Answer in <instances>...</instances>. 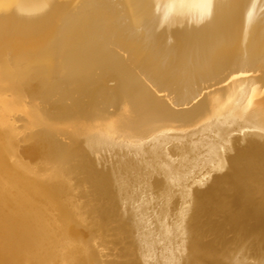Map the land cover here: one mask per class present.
<instances>
[{
  "label": "bare ground",
  "instance_id": "6f19581e",
  "mask_svg": "<svg viewBox=\"0 0 264 264\" xmlns=\"http://www.w3.org/2000/svg\"><path fill=\"white\" fill-rule=\"evenodd\" d=\"M123 1L121 13L112 0H0V264H104L95 243L114 236L129 264H264V28L254 32L264 0ZM230 67L262 73L177 107ZM29 77L43 80L40 93L22 87ZM112 77L111 91L94 89ZM60 86L92 89L86 109L49 116ZM176 122L201 133H162ZM18 153L49 166L22 165Z\"/></svg>",
  "mask_w": 264,
  "mask_h": 264
},
{
  "label": "rangeland",
  "instance_id": "374dc122",
  "mask_svg": "<svg viewBox=\"0 0 264 264\" xmlns=\"http://www.w3.org/2000/svg\"><path fill=\"white\" fill-rule=\"evenodd\" d=\"M112 5L113 6H115V7H118L119 8V12H123L125 9V2L123 1V0H112ZM62 17V18H61ZM123 18V19H122ZM122 19V20H121ZM58 21V23H60V22H62L63 20H64V16L63 15H60L59 17H58V19H57ZM120 24L121 25H128L129 24V21L127 20V19H125L122 15H121V17H120ZM263 28H264V23H262V24H260V25H258L257 27H255V29H254V32H257V31H261V30H263ZM93 35H96V32H93ZM148 32L146 31V30H140L139 32H138V38L141 40V41H146L147 39H148ZM168 42H169V46L171 47V48H173V47H178L179 46V44H180V42H179V40H177V39H174V38H169L168 39ZM179 43V44H178ZM157 49H158V47H157ZM122 54H125V52L123 51L122 52ZM129 58L131 59V60H135L136 59V55H130L129 56ZM138 58V57H137ZM7 59L10 61V59L8 58V56H7ZM140 59V58H139ZM138 59V60H139ZM25 62V59H22L21 60V62H19V63H24ZM139 62H140V60H139ZM139 62H137V64H135V66H134V68L136 67V68H138L139 66H137L138 64H139ZM141 64V63H140ZM139 64V65H140ZM135 68V69H136ZM233 68V67H232ZM259 67H253L252 69H249V70H246V71H241V70H238V69H231V67H230V71H227L223 76H219V77H217L218 79H220V78H222V79H220L219 80V82H216V84L218 85V88H227V87H229L230 86V84H233V83H235L237 80L238 81H243V80H247V79H249V78H251V76H252V78L251 79H257L258 77H260L259 76V74H261L262 73V70L259 68ZM254 69H255V71H254ZM235 70V71H234ZM261 70V71H260ZM233 71V72H232ZM257 71H259L258 73H257ZM254 75H253V74ZM250 74H252L251 76H249ZM255 74H257L258 75V77L256 78V76L257 75H255ZM226 76V77H225ZM246 76V77H245ZM255 78H254V77ZM240 78V79H239ZM213 79H216V77L215 78H213ZM43 80L42 79H34V78H28V79H26L23 83H22V87L25 89V90H27L28 92H35V93H40L41 92V89H42V84H41V82H42ZM222 81V82H221ZM227 83H226V82ZM228 82H231L230 84L228 83ZM97 84L95 85V88L94 89H97V90H99V89H105V90H109V91H111L110 89H113V88H115L117 85H118V81H117V79H115V78H110L109 80H98V82H96ZM216 84H214V86H213V84H211V86L208 88H205V89H203V87H202V89H200V91H199V93H198V95H196V97L194 98V99H192V101H191V103H193L194 101L196 102V100H198V99H201V96L202 97H204L205 95H207V94H209V93H211V92H215V91H218V88L216 87L217 85ZM225 86H224V85ZM31 85V86H30ZM203 86V85H202ZM222 86V87H221ZM29 87H31V88H29ZM62 87H64V86H60L59 88H58V91H57V93H56V95L54 96V98H52V100L51 101H49V103H47V104H45L46 105V109H47V112L49 113V116H57V117H61L62 116V113L64 112V113H66L67 115H69V116H71L72 114H74L75 112H76V110H79V108L80 109H86V107H87V102H88V100L86 99L87 97V94H89V93H92L91 91H92V89H90L89 91L87 90V89H84L82 92H80V94L79 93H77V94H75V95H73V94H71V95H67L63 90H64V88H62ZM216 87V88H215ZM27 88V89H26ZM41 88V89H40ZM93 89V91H95ZM222 89H219V90H222ZM84 94V95H83ZM86 94V95H85ZM157 94L158 95H161V96H164L165 97V95H166V92L165 91H157ZM62 97H61V96ZM73 95V96H72ZM59 96V97H58ZM66 96V97H65ZM84 96V97H83ZM56 97V98H55ZM77 97V98H76ZM82 97V98H81ZM58 98V99H57ZM76 98V99H75ZM79 98V99H78ZM71 99H73V100H71ZM75 99V100H74ZM81 99L82 100H84L83 102L81 101ZM78 100H80V101H78ZM70 101V102H69ZM77 103V106H75L76 104L75 103ZM82 102V103H81ZM86 102V103H85ZM194 102V103H195ZM72 103L74 104V105H72ZM81 103V104H80ZM193 103V104H194ZM54 104V105H53ZM84 104H85V106H84ZM246 104V102H244L243 103V105H245ZM48 105H49V107H48ZM68 105H70V106H68ZM72 105V106H71ZM105 105V106H104ZM107 105V103L106 104H103V107H107L106 106ZM192 104H190L189 106H191ZM55 108H54V107ZM66 106V107H65ZM70 107V108H68V107ZM80 106V107H79ZM189 106L187 107V108H189ZM77 107V108H76ZM177 107H179V106H177ZM176 107V108H177ZM58 109V110H57ZM70 109V110H69ZM183 109H186V108H183ZM59 110H61V111H59ZM62 110H64V111H62ZM57 112V115L55 114ZM70 112V113H69ZM20 113V114H19ZM63 113V114H64ZM23 115V116H22ZM59 115V116H58ZM22 117V118H21ZM18 118H20V119H18ZM11 119V120H10ZM21 119L22 120H24L25 119V115H24V113L23 112H20V111H15V112H13V113H11V114H9V120L10 121H12L13 123H16V126H18L21 122H17V121H21ZM174 125H176V126H174ZM173 126V127H172ZM172 126L171 127H169L170 129H172L171 131H170V129L169 128H166L165 130H163L162 131V133L164 134V132H165V134H167L168 132V134L167 135H172V134H174V136H176V138H180L181 139V137H182V139L183 138H186V137H188L187 135H188V133H191V135H194V134H196V136L194 135V136H191V135H189V138L190 137H197V135L199 136L200 135V133H201V129H202V126L203 125H199V126H188V125H186V124H184V123H181V122H176V123H173L172 124ZM187 127L188 129H192L193 131H194V128H196L195 129V132H194V134H193V131L192 130H186V128H184V127ZM175 127H177V128H175ZM178 127H180V128H182V130L183 129H185V130H183L184 131V133L182 132V130H180V128H178ZM190 127V128H189ZM200 130H199V129ZM167 129L169 130V131H167ZM173 129H176V132H175V130H173ZM178 130V131H177ZM197 130V131H196ZM172 131H174V132H172ZM179 131H181V132H179ZM200 131V132H199ZM197 132V133H196ZM186 133V134H185ZM164 134V135H165ZM180 134V135H179ZM185 134V135H184ZM25 138H26V135L25 134H23V130H21V128H19V126H18V130L15 132V143H17L18 144V146L17 145H14L15 146V148L16 147H18L17 148V150L16 151H19V149L22 151L23 150V148H27V146H28V143H24V141H25ZM142 141H140V143L138 142V143H136V144H134L133 146H132V148L133 149H136L137 147L139 148V147H142L143 145L145 146L147 143L144 141V143H141ZM147 142H148V140H147ZM21 143V144H20ZM148 143H150V142H148ZM21 145V146H20ZM148 145V144H147ZM134 146H136V147H134ZM18 155H19V153H18ZM25 157L27 158V159H25ZM18 158H20V159H18L19 160V163H21L22 161H24L23 163H21L22 165L24 164L25 165V163H26V165H29L30 164V162H31V166L30 167H33V166H39V167H44V166H46L47 165V163H48V166H49V162H47L46 160H44V161H41L42 159H40V158H28L27 156H25V155H19V157ZM23 158V159H22ZM29 159H31V160H29ZM30 162H29V161ZM35 160H37V161H35ZM34 161V162H33ZM29 162V163H28ZM36 163H37V165H36ZM42 164V166H41V164ZM242 163H245V162H242ZM34 164V165H33ZM263 166H264V162H263ZM262 170H264L263 168L261 169V172L259 171V177H258V182L259 183H257L256 184V186H258L260 189H263V185H262V183H264V181H262V180H264V171H262ZM261 176H262V178H261ZM199 176H197V178H198ZM261 183V185H259ZM174 199H176V200H173V203L174 204H172L173 206L170 208L171 210H170V213H172L171 214V216L172 217H174V219L175 218H177L178 217V215H179V209H180V207H181V202H182V200H181V198H179V197H175ZM203 199V198H202ZM175 201V202H174ZM177 206H179V207H177ZM204 207V210H205V205L203 206ZM174 210V211H173ZM173 211V212H172ZM176 212V213H175ZM200 217H199V228H200V230H201V232H203L204 233V230H203V228H202V225H204V223L205 222H207V220H210V219H212L213 217H209V215H210V213H209V211H202V210H200ZM114 216H110V218H111V220H110V218L108 217V220L109 221H112L114 218H113ZM131 219V218H130ZM128 220L127 222H126V224L125 223H123L122 225H120L119 227H117V229L118 230H122V229H125V227L127 228V227H130V225L132 226L135 222H136V218L135 217H133L132 218V220ZM173 220V219H172ZM176 220L177 219H175V221L174 222H176ZM134 222V223H131V222ZM129 222V223H128ZM130 224V225H129ZM100 226H102L103 227V225L104 224H99ZM201 225V226H200ZM100 226H98L97 225V227L95 228V226L94 227H92L93 229H97V231H99V230H101V229H103V228H101ZM105 226V225H104ZM98 227H100V228H98ZM99 229V230H98ZM115 229V231H117L116 230V227L114 228ZM77 230L78 231H80V232H78V234H79V238L80 239H82L83 241H86V240H90V235H89V233L90 232H92V230L90 229V228H86V227H84V226H79V227H77ZM89 230H90V232H89ZM200 230H199V232H200ZM82 231V232H81ZM84 234L83 236L81 235V234ZM86 234V235H85ZM85 236V237H84ZM83 237V238H82ZM204 238V237H203ZM113 239L115 240V241H113L112 243H109V244H105V245H100V244H97V243H95V248H96V250H97V255H98V259L101 261V263L103 262L104 264H105V262L106 263H108V264H129V262L124 258V256H122V254H121V249H122V242H121V240L120 239H118L117 237H113ZM112 239V240H113ZM116 239H117V241H116ZM206 239V240H205ZM205 239H203L202 241H205V243L209 240L208 238H206L205 237ZM120 241V242H119ZM116 244V245H115ZM108 245V246H107ZM113 245V246H112ZM166 245H168V244H166ZM115 246V247H114ZM262 251H264V250H262ZM261 251V252H262ZM106 253V254H105ZM104 256V257H103ZM215 259H216V261L218 262V260H217V258L215 257V258H213L212 260H213V262H212V260H211V263L212 264H216L217 262L215 261ZM105 260V261H104ZM113 261L114 260V263H112V262H109V261ZM125 261V262H124Z\"/></svg>",
  "mask_w": 264,
  "mask_h": 264
},
{
  "label": "water",
  "instance_id": "95a60500",
  "mask_svg": "<svg viewBox=\"0 0 264 264\" xmlns=\"http://www.w3.org/2000/svg\"><path fill=\"white\" fill-rule=\"evenodd\" d=\"M227 42L222 40V41H219L218 43H216L215 46L218 48L219 46L227 44ZM218 80H220V79H209L207 82L203 83V86H202L203 89L211 86V84H215L216 82H219ZM190 104H191V101H188L186 104L179 105L178 108H187Z\"/></svg>",
  "mask_w": 264,
  "mask_h": 264
}]
</instances>
